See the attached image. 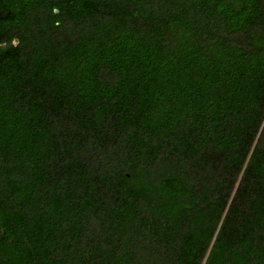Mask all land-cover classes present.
I'll return each mask as SVG.
<instances>
[{
    "label": "trees",
    "instance_id": "16d2710c",
    "mask_svg": "<svg viewBox=\"0 0 264 264\" xmlns=\"http://www.w3.org/2000/svg\"><path fill=\"white\" fill-rule=\"evenodd\" d=\"M0 264H264V0H0Z\"/></svg>",
    "mask_w": 264,
    "mask_h": 264
}]
</instances>
